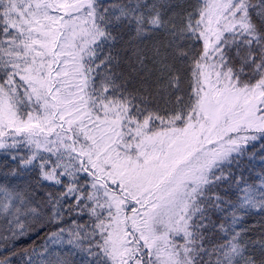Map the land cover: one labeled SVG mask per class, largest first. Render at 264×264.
Instances as JSON below:
<instances>
[{
	"label": "snow or ice",
	"instance_id": "snow-or-ice-1",
	"mask_svg": "<svg viewBox=\"0 0 264 264\" xmlns=\"http://www.w3.org/2000/svg\"><path fill=\"white\" fill-rule=\"evenodd\" d=\"M0 264H264V0H0Z\"/></svg>",
	"mask_w": 264,
	"mask_h": 264
}]
</instances>
